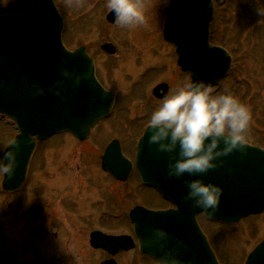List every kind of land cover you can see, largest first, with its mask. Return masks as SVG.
Instances as JSON below:
<instances>
[{
	"label": "water",
	"instance_id": "obj_1",
	"mask_svg": "<svg viewBox=\"0 0 264 264\" xmlns=\"http://www.w3.org/2000/svg\"><path fill=\"white\" fill-rule=\"evenodd\" d=\"M165 13L164 38L176 46L178 64L191 75L193 83L203 81L217 86L229 72L231 57L209 42L213 1L171 0ZM107 19L114 23L115 13L111 12ZM62 32L63 20L53 0H36L28 17L0 16V113L12 118L19 129V135L6 149L18 151L15 177H4L3 188L7 191L14 192L22 186L37 140L60 132H71L84 139L112 107L113 98L95 80L93 60L84 48L69 52L63 45ZM102 49L111 55L116 52L111 44H105ZM63 68L83 74L82 83L75 86L74 78L62 75ZM148 135L147 131L140 140L137 167L143 181L156 186L178 210L153 213L138 208L135 220L140 243L151 229L164 228L174 237L169 247H180L182 257L189 264L193 257L197 258L196 264H218L197 225L196 216L205 213L214 221L236 223L252 214L263 213L264 150L247 145L246 155L237 152L226 158L225 167L202 177L224 190L219 212L209 215L184 202L185 179L191 178H169L165 172L168 155L150 145ZM115 147H109L103 165L119 179H125L126 160ZM115 164H119L118 170L114 169ZM178 240L186 241L190 250L183 252ZM141 249L158 259L163 255L142 243ZM246 264H264V240L249 255Z\"/></svg>",
	"mask_w": 264,
	"mask_h": 264
},
{
	"label": "rangeland",
	"instance_id": "obj_2",
	"mask_svg": "<svg viewBox=\"0 0 264 264\" xmlns=\"http://www.w3.org/2000/svg\"><path fill=\"white\" fill-rule=\"evenodd\" d=\"M106 2L107 0H56L69 24V28L67 27L65 33L72 49L78 48L81 44L89 47L90 52L96 56L101 64V74L107 76V78L110 74L112 77H116V73L120 75L121 70L117 69V66L113 67L114 64H110L111 60H106L108 55L101 52L100 46L105 42L113 43L115 47H118L115 56L117 59H122L123 56L120 57L119 53L120 49L123 52L121 46L124 48L125 43H129L128 39L130 37L136 43L141 39L137 43L140 48L144 49L140 53L142 55L141 68L165 63L167 59L169 62L171 58L170 50L162 46L160 41L162 24L165 19L164 9L169 0H138L143 6L145 23L132 28L120 27L117 23L109 25L106 15L110 10L106 7ZM32 3L33 0H0V14H28ZM220 6L214 25L215 40L224 43L223 45L226 47H230V42H234L235 45L241 46V49H236L235 45L228 48L237 56L235 58L237 65L233 70V74L223 81L218 89H214V92L231 94L247 106L251 119L246 133H253L254 136L258 137L256 141L252 140L255 143H264V14L261 12V10H264V0H221ZM225 13L231 14L232 20L226 17ZM139 35L144 36L146 40ZM141 41H144L145 44L142 45ZM156 44H161L158 47V52ZM133 55H130V58H134ZM170 73L171 71H168V75ZM185 83H189V80L184 74L183 84ZM122 85V83L119 84L118 90L124 92L125 87ZM140 109L141 104L131 107L132 113L135 112L138 117L141 114L138 112ZM120 114L122 116V112ZM14 133L15 129L9 124V121L0 119V154H2L9 137ZM250 138L252 139L253 136ZM107 140L108 136L105 137L104 142ZM72 146L73 144L69 138L52 146L57 149V164L59 166L65 161V159H61L64 156L73 161V156H70ZM49 147L50 143H47V148L39 153L37 161L45 150L52 149V147ZM128 154L131 153L128 152ZM76 160L75 157L73 163L77 162ZM78 163H80L79 160ZM37 169L39 168L37 167ZM54 170L56 171V169ZM91 170V176H99V169L92 168ZM37 171L36 166H34L31 185L21 198L23 209L29 202L25 201L26 196L27 198L32 196V191H29L33 190L37 181H42L43 174L39 175L40 171ZM2 180L3 176H0V264H10L2 263L1 257L4 254L3 251L6 250L1 239L4 227L9 231L11 239L13 237L14 246L12 248L19 253L17 257L18 264L36 263L40 259L50 258L54 255L58 258V264H94V261H90L86 256L87 251L80 248L82 245L76 242L71 233L65 231L58 237L47 234L45 236L42 226L36 227L27 221L25 214L22 213V216L16 209V195L1 192ZM135 191L139 192L138 186ZM39 195H44L45 198L50 197L52 201L54 199V197L48 196L49 190L47 189ZM136 203L153 209L166 207L156 196L146 198V200L144 197L139 198L136 196ZM9 204L13 205L10 209ZM207 229L210 235L214 237L216 248L222 255L224 264H242L245 253L264 235V215L250 217L238 226L216 224L211 228L207 226ZM15 246L18 250L14 248ZM131 257L134 259L135 264H154L140 257L137 253L133 256L129 255L124 263L130 260Z\"/></svg>",
	"mask_w": 264,
	"mask_h": 264
},
{
	"label": "flooded vegetation",
	"instance_id": "obj_3",
	"mask_svg": "<svg viewBox=\"0 0 264 264\" xmlns=\"http://www.w3.org/2000/svg\"><path fill=\"white\" fill-rule=\"evenodd\" d=\"M216 11L217 8L215 7V23L218 14ZM225 16L229 19L232 18L231 14L229 15L228 13H225ZM164 22L165 20H163ZM139 36L144 39V36ZM160 41L162 46L170 50L171 58L169 62L167 59L165 63L141 68L142 55L140 53L144 49L140 48L136 41L130 37L128 39L129 43H125L124 48L121 46L123 52H121V49L119 51L120 57L123 56L122 59L116 58L115 55L117 52L113 57L107 56L106 60L108 61L110 59V64H114L113 67L117 66V69L121 70L120 75L116 73V77H112L110 74L108 78L101 74L100 62L90 52V48L86 46L89 55L95 60L98 80L107 91L114 94L115 104L113 111L108 118L100 121L91 130L89 137L85 141H80L73 135L64 133L56 135L47 141L40 142L32 160L27 180L24 186L14 194L17 198L16 209L21 215L22 213L25 214L27 221L33 226H42L45 236L53 235L58 237L65 231L71 233L76 242L82 245L80 248L87 251L86 256L90 261H94V264H103L110 260H114L116 264H135L132 257L125 263L124 260L129 255L133 256L136 254V249L117 252L113 256L110 252L102 248L93 247L91 236L97 233L107 237L123 236L131 238L136 243L135 225L131 219V213L137 206L149 208L145 205L137 204L136 196L139 198L144 197L145 200L146 198L149 199L152 196H156L166 206L164 208L149 209L166 210L172 208L171 205L167 204L161 198L155 189L141 183L135 168L125 181H121L107 172L102 164V156L107 146L113 140L120 142L123 154L134 162L137 141L147 129L146 122L148 116L158 106L165 94L173 91L177 85L183 84L184 73L177 65L176 48L164 41L162 31ZM141 44L143 45L145 42L141 41ZM161 44H156L157 52ZM235 46L238 50L241 49V46ZM130 55H133L134 58H130ZM168 71H171L169 75ZM187 77L189 82H191L190 77ZM120 83L125 87L124 92L118 90ZM160 85H165L166 87L156 92V89ZM137 104H141V109L138 110L141 113L140 117L135 112L133 114L131 110V107ZM121 112L122 116L120 114ZM106 136H108V140L104 142ZM67 138L73 144L70 152L72 154L70 156H73V161L76 157L77 162L73 163L69 157L66 158L64 156L61 159H65V161L59 166L57 164V149L52 146L55 143L62 142L64 139L67 140ZM47 143H50L49 148L52 147V149L45 150L37 161L39 153L44 148H47ZM128 152L131 154H128ZM78 160L80 163H78ZM34 166H36L37 172L40 171L39 175L41 173L43 174V178L42 181H37L36 185H34V191L32 189L29 191H32V196L28 198L26 196L25 201L29 202L23 209L21 207V198L27 191L29 185H31L30 182L33 176ZM92 168L99 169L98 177L91 176ZM137 186L139 187V192L135 191ZM46 189L49 190L48 196L54 197L53 201L50 197L45 198L43 197L44 195H39V193ZM44 198L45 200H43ZM12 206V204H9V209ZM32 207L41 209V218L37 221L32 220L30 217L29 211ZM198 221L208 236L211 246L213 249H216L214 237L210 235L207 229V226L211 228L210 226L212 224L209 221L201 220L200 216L198 217ZM1 239L6 249L3 251L4 254H1L2 263L18 264L17 257L19 253L12 248L14 246L13 237L11 239L9 231L5 227L2 230ZM14 248L18 250L16 246ZM57 259L54 255L50 258L40 259L36 263L32 262V264H40L43 261L58 264L59 261ZM147 259L157 264L152 258L147 257Z\"/></svg>",
	"mask_w": 264,
	"mask_h": 264
},
{
	"label": "clouds",
	"instance_id": "obj_4",
	"mask_svg": "<svg viewBox=\"0 0 264 264\" xmlns=\"http://www.w3.org/2000/svg\"><path fill=\"white\" fill-rule=\"evenodd\" d=\"M106 7L115 13L120 27L132 28L145 23L143 6L138 0H107ZM261 12L264 14V10ZM62 75L74 78L75 86L85 78L67 68L62 69ZM250 119L246 105L231 94L215 93L203 81L177 85L148 116V143L156 146L159 153L168 155L165 172L169 178H191L185 179L183 199L193 209L209 215L219 212L224 190L202 177L225 167L226 158L233 154H247L246 132ZM17 167L18 151L0 154V176L14 178ZM173 239L167 229L153 228L141 243L163 253L157 264H189L182 257L180 247H169ZM177 244L183 252L190 250L184 240H178ZM196 260L193 257L191 264H196Z\"/></svg>",
	"mask_w": 264,
	"mask_h": 264
}]
</instances>
